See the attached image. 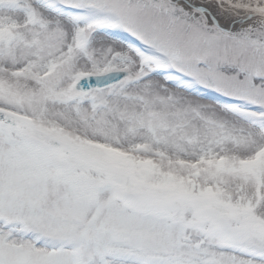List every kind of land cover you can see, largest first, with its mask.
Returning a JSON list of instances; mask_svg holds the SVG:
<instances>
[{"label":"snow or ice","instance_id":"snow-or-ice-1","mask_svg":"<svg viewBox=\"0 0 264 264\" xmlns=\"http://www.w3.org/2000/svg\"><path fill=\"white\" fill-rule=\"evenodd\" d=\"M0 264H264V0H0Z\"/></svg>","mask_w":264,"mask_h":264}]
</instances>
